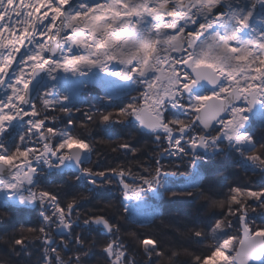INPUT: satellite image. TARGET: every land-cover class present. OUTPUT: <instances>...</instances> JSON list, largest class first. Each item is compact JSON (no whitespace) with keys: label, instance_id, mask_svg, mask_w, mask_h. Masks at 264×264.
<instances>
[{"label":"snow or ice","instance_id":"1","mask_svg":"<svg viewBox=\"0 0 264 264\" xmlns=\"http://www.w3.org/2000/svg\"><path fill=\"white\" fill-rule=\"evenodd\" d=\"M258 8L264 0H0V135L15 119L26 124L13 145L0 140V264L31 257L37 242V264H87L97 247L104 264H138L141 252L139 264H172L177 250L169 256L165 239L144 230L164 224L149 193L202 206L204 222L165 225L208 241L202 253L180 247L189 264H264V183L225 191L199 171L227 150L245 175L264 176ZM92 90L100 103L87 105ZM94 130L107 134L97 141ZM98 142L126 159L102 167ZM167 159L195 182L167 187ZM44 170L79 187L44 184ZM116 189L121 201L104 198ZM20 208L35 220L14 219Z\"/></svg>","mask_w":264,"mask_h":264},{"label":"trees","instance_id":"2","mask_svg":"<svg viewBox=\"0 0 264 264\" xmlns=\"http://www.w3.org/2000/svg\"><path fill=\"white\" fill-rule=\"evenodd\" d=\"M97 104L98 103H100L99 101L98 102H96ZM76 118H79L78 116L76 117ZM256 124H258L259 125V123H257L256 122ZM14 129H11L10 130V133L8 132L7 133V137H10V134H11V132L13 131ZM112 130L114 131V132H110L111 134H113V137H116V136H122V135H124V133H123V131H121V130H118V131H115V129L114 128H112ZM107 134V133H106ZM99 135L100 136H102V135H104V133H101V132H99L98 130H94V139L95 138H98L99 137ZM144 139H146V138H141L140 139V142L142 143L143 141H144ZM16 142V140L13 142V143H15ZM117 142H119V141H117ZM9 146H11V145H13L12 144V142H9V143H7ZM97 150L99 151V152H101L102 154H103V158L101 159V166L103 167L104 165H107V164H109V163H116V162H119V161H121V160H124V159H126V157L123 155V154H117V153H112V152H110V150L106 147V145H104V144H102V143H99V144H97ZM149 151H151V148H149ZM230 152V151H229ZM228 152V156L229 157H226V160H222V159H220L219 158V156H217V157H214V158H210V159H208L207 161H205V162H201L200 164H199V170H200V172L201 173H203L207 178H208V181H210L211 182V184L214 186V187H216V188H218V189H221V190H225L226 191V185L228 184V183H231L230 181H228V178H227V175L225 176V175H219L218 173H222V169L223 168H228V170H231V169H233V170H236V173L235 174H237L238 173V169L240 170V171H243L242 173H245L244 172V170H243V167L240 169L237 165L238 164H243L242 162L240 163L239 161H240V159L237 157V159H236V156H235V154L233 153V154H230ZM96 157L95 156H93V159H95ZM169 160H171V159H169ZM172 162H170V161H166V160H164V161H162L163 162V164L165 165V168L166 167H168V166H170V167H172L173 169H171V170H168V169H165V170H167V171H169V172H172V173H175V174H177L178 175V172H179V169L178 168H176L175 167V163H176V161H174V160H171ZM211 161H216V163L214 164V165H212V162ZM176 170H175V169ZM183 169H187V167H183V168H181L180 170L182 171ZM41 179H42V182L44 183V184H48L49 182H52V183H55V184H60V185H65L66 187H65V190L67 191H69V192H71V191H73V189L72 188H69L68 187V185H72V184H70L69 182H68V178H67V180H65V181H63L62 183H60V181H59V179H60V176L59 175H56V178L55 179H53L52 178V174H49V173H47V172H45V174H44V176H42L41 177ZM169 178H167V180H168ZM218 179V183L217 184H214V182L216 181ZM225 180V181H224ZM251 181V183H252V185L253 186H255V185H259V184H261V183H264V176H261V175H259V174H257V175H255V176H250V175H244L242 178H240V180H238V178H237V180L236 181H234V182H236V183H245V182H247V181ZM219 185V186H218ZM72 186H77V185H72ZM79 186H77V188H78ZM105 197V196H104ZM180 197H183V196H180ZM177 199V198H176ZM176 199H174L173 200V202L176 200ZM171 200V199H170ZM176 202V201H175ZM174 212H175V214H176V216H175V218H173V217H171V218H173V223L172 224H180L182 221H191V222H194V223H197V224H199V223H202V222H204L205 221V217L202 215V213H203V208H202V206H200V205H198V204H194V202L193 201H191V200H189V199H187V198H185V197H183V198H181V199H179L178 200V205H176V207H175V209H174ZM164 214H167V215H164V217H162V219H165L166 217H170V216H168V215H171V213L170 214H168V210L166 209V211L164 212ZM180 215V216H182V217H178L177 215ZM0 215H2V213H0ZM186 215H188L187 217H186ZM184 217H186V218H184ZM156 222H159V221H156ZM155 222V224H157ZM154 225V224H153ZM1 226H3V229L5 228V225L3 224V223H1ZM182 226V225H181ZM158 228V227H157ZM157 228H155V229H150V230H155V231H157L156 233H158V234H160L161 236H162V238L163 239H165V241L166 242H172V240H173V238H174V235L175 234H173L174 232H172V230L170 229V236H172L173 238H172V240L171 241H169L168 239H167V237L168 236H165V235H163V234H161V231L160 230H158ZM165 236V237H164ZM179 238H181V237H179ZM190 239V238H189ZM175 240V239H174ZM186 241H187V239H185ZM177 242H178V244L180 243L181 245H178V247L176 248L177 250H178V254L177 255H179V256H176V257H173V258H177L178 257V260H182L180 263H184V264H188V260H186V258L184 257L185 255L184 254H182V253H180L179 252V249H180V247L182 246V243L183 242H181V241H179L178 239L176 240ZM177 242H175L174 243V245L176 246V243ZM202 241H191V242H189V244H191L192 246L194 245V246H196L197 245V243H201ZM186 243V242H185ZM206 250V249H205ZM196 253H202V252H204V250H200V251H195ZM171 255V254H170ZM184 255V256H183ZM2 256V255H1ZM187 257V256H186ZM95 259H92V260H97L98 259V261L99 262H102L101 260H100V258L96 255L95 257H94ZM0 259H1V257H0ZM21 261V260H20ZM167 261L165 260V261H162V263H166Z\"/></svg>","mask_w":264,"mask_h":264},{"label":"bare ground","instance_id":"3","mask_svg":"<svg viewBox=\"0 0 264 264\" xmlns=\"http://www.w3.org/2000/svg\"><path fill=\"white\" fill-rule=\"evenodd\" d=\"M257 14L258 15H261V16H264V9H257ZM92 94L91 95H89V98H88V94L89 93H87V94H84L83 96H82V98H84V101H86V102H89V105H92V104H95V102H98L96 99H95V97L97 96V95H99L100 93L98 92V91H96V90H92ZM118 99H120V98H118ZM252 123H253V127H255L256 128V130H257V134L258 135H260V129H259V125L258 124H256L255 122H254V119L252 120ZM257 123H259V122H257ZM115 129V128H114ZM119 129H115V131H118ZM107 132H114L112 129H108L107 130ZM228 152L229 151H225V153L224 154H222V155H220L219 156V158L220 159H222V160H226V157H229L228 156ZM212 162V165H214L215 163H216V161H211ZM244 163H246V162H244ZM67 166H69V165H66V167ZM181 168H183V167H181ZM181 168H179V170L181 169ZM240 169L242 168V167H239ZM165 169H168V170H171V169H173L172 167H170V166H168V167H166ZM175 169V168H174ZM176 170V169H175ZM191 170V169H190ZM169 175L168 176H166L165 177V179H167V178H171V177H175V178H177V174H175V173H172V172H169V171H167V170H165ZM44 172H47V170H44ZM48 173V172H47ZM52 174V178L53 179H55L56 178V175H59L60 176V179H59V181H60V183H62L63 181H65V180H67V178H68V175H70V173H68V174H64V173H56V172H53V173H51ZM186 179L188 180V181H190L191 182V177H189V176H186V177H184V178H177V179H175V180H177V181H179L181 184H169V185H173V187H177V191H179L180 189L178 188L179 186H181V185H183V183L186 181ZM192 183V182H191ZM168 184H166V186H169ZM113 193H115V196L117 197V199H118V196H120L121 194H120V191H119V189H116V190H114V191H112ZM105 195H108L107 193H105ZM147 195H150V196H148V197H146L147 199H148V201H149V203L150 204H153V205H155L156 207H159V209H160V211H161V213L163 214V217H164V215H167V214H164V212L166 211V209L168 210V214H170L171 213V215H168V216H170V217H173V218H175V216H176V214H175V212H174V209H175V207H176V205H178V200L179 199H181V198H183V197H177V199L173 202V201H170V199L167 197V196H165V197H167L168 198V200L165 198V197H161V198H159V199H157V198H155L154 197V195L153 194H151V193H149V194H147ZM166 200H165V199ZM5 199H7V192L6 191H4V190H0V201L1 200H5ZM109 199H111V198H109ZM116 200V199H115ZM132 203H135V201H133ZM88 204V203H87ZM89 206H91L90 204H88ZM33 210H35V209H33ZM141 211H143V212H146L147 211V209H142ZM16 216H18V217H20V218H26V219H28L29 221L30 220H35L34 219V217L36 216V210L35 211H32V209L31 208H20V209H18L17 211H15L14 212V219H17L16 218ZM178 217H182V216H180L179 214L177 215ZM188 215H186V217H187ZM186 217H184V218H186ZM136 218L137 219H139V220H141V221H146L148 218L145 216V215H142V214H138L137 216H136ZM187 219V218H186ZM26 221V220H25ZM24 221V222H25ZM157 221H159V220H157ZM156 222V221H155ZM155 222L153 223V224H155ZM156 223H158V222H156ZM125 227H127V226H125ZM151 229V228H150ZM150 229H144V230H150ZM4 229H3V226H1V223H0V232H2ZM151 231V230H150ZM100 235V233H97V235ZM98 235V236H99ZM207 243H208V241L207 240H205V241H202L201 243H197V245L196 246H192L191 244H189V243H182V246L183 247H188L191 251H202V250H204V249H206L205 248V246L207 245ZM180 244V243H179ZM181 245V244H180ZM7 250H6V248L2 245V244H0V254H3V253H5ZM181 253V252H180ZM139 255H140V253H139ZM177 256H179V255H177ZM184 256V255H183ZM0 257H1V259L3 258L1 255H0ZM19 257H21V256H19ZM32 257V256H31ZM185 258H186V260H188L189 261V258L188 257H186V256H184ZM18 258V257H17ZM17 258H13L12 257V259L15 261L16 260V263H20V264H29L28 262L30 261V260H37V258L35 259H28L27 258V260H25V261H23V259H21V261L19 260V259H17ZM89 258L90 259H95V258H93V254L91 253V255L89 256ZM143 258H144V256H138V263H139V261L140 260H143ZM155 261V260H154ZM153 261V262H154ZM182 260H178V257L175 259V258H172V264H177V263H179V264H182V263H180ZM162 261H160L159 262V264H168V262H166V263H161ZM101 262H99L98 261V259L97 260H91L90 261V263L89 264H100ZM157 263V262H156ZM31 264H34V263H31ZM37 264V263H36ZM88 264V263H87ZM184 264V263H183Z\"/></svg>","mask_w":264,"mask_h":264},{"label":"rangeland","instance_id":"4","mask_svg":"<svg viewBox=\"0 0 264 264\" xmlns=\"http://www.w3.org/2000/svg\"><path fill=\"white\" fill-rule=\"evenodd\" d=\"M93 92L91 91V93H89L87 96H88V98H89V95H91ZM85 94H87V93H85ZM81 100H83L84 101V98H82L81 97ZM84 103L85 104H87V105H89V102H86V101H84ZM95 104H97L96 102H95ZM257 115H258V113L257 114H254L253 115V119H254V122L256 123V122H259L258 121V119H257ZM26 127V124H25V119H23V120H21L20 118H18V119H15V120H13L12 122H10V124H9V127H8V132L10 133V130L11 129H14L12 132H11V134H10V137H7V135L6 136H4V135H0V140H2V141H4L6 144L7 143H9V142H12V144H14L13 142L17 139V136H18V134L20 133V132H22L23 130H24V128ZM112 129V128H111ZM99 131V130H98ZM100 132V131H99ZM107 133V132H106ZM106 133H104V135H106ZM112 136H113V134H112ZM100 135H99V137L98 138H95L97 141H99L100 140ZM97 144H99V142L97 143ZM103 144V143H102ZM230 154H233L232 152H229ZM235 156H236V159H237V155L235 154ZM239 158V157H238ZM171 160H173V159H171ZM171 160H169V159H167L166 161H170V162H172ZM240 163L242 162V161H239ZM243 164H244V162H242ZM237 170V169H236ZM236 170H233V169H231V170H228V168H223L222 169V175H227V178H228V181H230V182H234V181H236L237 180V178H238V180H240V178H242L244 175H245V173H242L243 171H240L239 169H238V173L237 174H235L236 173ZM191 170L189 169V168H187L186 170L185 169H183L182 171L181 170H179V172H178V175H177V178H184V177H186V176H188V173L190 172ZM200 171V170H199ZM196 176H197V174L196 173H192L189 177H191V182L192 183H194L195 182V180H196ZM177 178H175V177H171V178H169L168 180L167 179H165V183L166 184H181L179 181H177V180H175V179H177ZM225 181V180H224ZM191 182L190 181H188L187 179H186V181L183 183V185H186V184H191ZM219 181H218V179L214 182V184H217ZM78 186V185H77ZM77 186H72V185H68V187L69 188H72V189H75V188H77ZM219 186V185H218ZM167 187H173V185H169V186H167ZM68 191V190H67ZM107 194L108 195H105L104 194V198L105 199H109V198H111V199H116L115 201L116 202H119V201H121V199H122V197H121V195L120 196H118V199H117V197L115 196V193H113V192H107ZM148 196H150V195H147V197ZM165 197V196H164ZM167 200H168V198L167 197H165ZM164 198V199H165ZM165 199V200H166ZM176 199V198H175ZM174 199H171L170 201H173ZM1 201H3V200H1ZM89 207H91V206H89L87 203H84L83 205H82V208H84V209H86V208H89ZM32 211H35V210H33L32 209ZM16 220H19V221H21V222H24L25 220L26 221H29L28 219H26V218H20V217H18V216H16ZM34 219H35V217H34ZM30 221H34L33 219L32 220H30ZM163 221H164V224H161L160 222H158L157 224H154V225H152L151 226V229H155V228H157L158 230H160L161 231V234H163V235H165V236H170L171 234H170V228H167V227H165V225H167V224H172L173 223V218H171V217H166L165 219H163ZM138 230H140L141 231V229H138ZM152 232H154V233H156L157 231H155V230H151ZM173 234H175V233H173ZM99 235V234H98ZM164 236V237H165ZM173 238V237H172ZM175 239V240H174ZM179 240V241H181V242H183V243H189V242H191V241H194V240H192V239H187V241L185 240V239H183V238H179V236H177L176 234L174 235V238H173V240H172V242H167L168 244H169V256H170V254H171V250H172V248H177L178 247V245H180V244H178V242L176 241V240ZM175 242H177L176 243V246L174 245V243ZM177 250V249H176ZM204 251H205V249H204ZM32 252H33V255H32V257H26V256H24L23 254H21L20 256L21 257H13L14 259L15 258H17V259H19V260H21V259H23V261H25V260H27V258L28 259H36L37 257H39L40 256V252H39V242H37L36 244H34L33 246H32ZM92 254H93V258L97 255L99 258H100V260L102 261L100 264H104V254L101 252V251H99V248L97 247V248H93L92 249V252H91ZM177 253H178V250H177ZM139 256H144V254L141 252L140 253V255ZM177 256V255H176ZM175 256V257H176ZM92 259H90V258H88V264L90 263V261H91ZM15 262H16V260H15ZM157 261H154L153 262V264H157L156 263ZM29 264H31V263H34V264H36L37 263V260H30L29 262H28ZM162 263V262H161ZM16 264H20V263H16ZM177 264H179V263H177ZM188 264H189V262H188Z\"/></svg>","mask_w":264,"mask_h":264},{"label":"flooded vegetation","instance_id":"5","mask_svg":"<svg viewBox=\"0 0 264 264\" xmlns=\"http://www.w3.org/2000/svg\"><path fill=\"white\" fill-rule=\"evenodd\" d=\"M136 231H140V230L136 229ZM138 264H139V263H138Z\"/></svg>","mask_w":264,"mask_h":264},{"label":"water","instance_id":"6","mask_svg":"<svg viewBox=\"0 0 264 264\" xmlns=\"http://www.w3.org/2000/svg\"><path fill=\"white\" fill-rule=\"evenodd\" d=\"M21 120H23V119H21Z\"/></svg>","mask_w":264,"mask_h":264}]
</instances>
